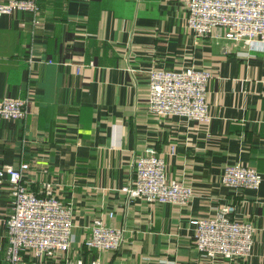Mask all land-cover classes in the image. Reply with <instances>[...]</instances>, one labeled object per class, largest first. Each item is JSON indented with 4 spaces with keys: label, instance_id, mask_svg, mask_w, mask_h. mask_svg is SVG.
I'll list each match as a JSON object with an SVG mask.
<instances>
[{
    "label": "crops",
    "instance_id": "0c3cea01",
    "mask_svg": "<svg viewBox=\"0 0 264 264\" xmlns=\"http://www.w3.org/2000/svg\"><path fill=\"white\" fill-rule=\"evenodd\" d=\"M34 1L35 13L0 17V100L28 101L23 120H0V168L26 165L28 191L42 197L50 185L71 208L69 256L100 264H264V51L227 41L220 28L196 38L185 0ZM189 68L212 75L209 123L150 115L149 71ZM146 149L164 159L168 182L192 188L188 205L129 200L121 191ZM235 164L261 175L257 190L221 184L224 168ZM11 204L4 182L0 264H61L63 255L7 258ZM222 208L230 220L252 224L248 257L198 253L196 221ZM95 219L123 229L118 251L85 248Z\"/></svg>",
    "mask_w": 264,
    "mask_h": 264
},
{
    "label": "built area",
    "instance_id": "2783aa9c",
    "mask_svg": "<svg viewBox=\"0 0 264 264\" xmlns=\"http://www.w3.org/2000/svg\"><path fill=\"white\" fill-rule=\"evenodd\" d=\"M185 3L187 29L196 38L207 37L220 28L227 41L264 50V0H185ZM36 10L34 0L0 2V17ZM80 68H76L77 73ZM211 79L210 72L191 68L149 71L147 112L157 118L180 117L208 124L207 90ZM27 107L26 99L4 97L0 100V120H23ZM26 168V165L18 171L9 166L0 168V185L7 183L12 199L11 213L5 221L7 258L18 262L24 252L40 262L63 255L61 264H100L98 259L85 262L69 256L74 242L71 208L52 194L50 185L45 186L46 194L42 197L28 191L23 184ZM133 168V181L121 188L129 200L144 198L149 203L183 207L193 198L192 188L167 181L165 161L154 149H146L137 157ZM261 182L258 172L238 164L226 166L221 177L224 187L235 190H257ZM227 212L222 208L214 217L196 221L193 239L201 257L234 261L250 255L255 231L252 224L232 221ZM123 240V229L95 219L88 227L84 246L98 253L115 252Z\"/></svg>",
    "mask_w": 264,
    "mask_h": 264
},
{
    "label": "rangeland",
    "instance_id": "374dc122",
    "mask_svg": "<svg viewBox=\"0 0 264 264\" xmlns=\"http://www.w3.org/2000/svg\"><path fill=\"white\" fill-rule=\"evenodd\" d=\"M243 44V43H242ZM244 45V44H243ZM245 46V45H244ZM245 47H247V46H245ZM248 48V50H251V51H255V50H257V51H264V50H262L261 49V47H258L257 49H255V50H253V49H250L249 47H247Z\"/></svg>",
    "mask_w": 264,
    "mask_h": 264
}]
</instances>
